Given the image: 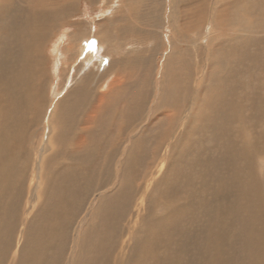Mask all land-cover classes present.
Listing matches in <instances>:
<instances>
[{
	"label": "bare ground",
	"instance_id": "6f19581e",
	"mask_svg": "<svg viewBox=\"0 0 264 264\" xmlns=\"http://www.w3.org/2000/svg\"><path fill=\"white\" fill-rule=\"evenodd\" d=\"M132 2L105 18L128 53L92 76L116 79L93 92L64 55L73 86L46 110L45 39L79 1L0 0V111L21 97L0 115V264H264V0Z\"/></svg>",
	"mask_w": 264,
	"mask_h": 264
},
{
	"label": "rangeland",
	"instance_id": "374dc122",
	"mask_svg": "<svg viewBox=\"0 0 264 264\" xmlns=\"http://www.w3.org/2000/svg\"><path fill=\"white\" fill-rule=\"evenodd\" d=\"M78 1H79V8L75 9L74 13L72 15L67 16L68 22L66 24L62 25V26H68L69 25L72 28V29L68 28L65 31H63V32H65L66 36L63 34L62 35L63 38L56 37V34L58 32H55V34H54V32L50 33L51 32V27H50V29L48 30V33H50V34L48 35V38L45 39L47 44H45L44 49L46 51L48 49H50L52 47V45L59 44L61 46V49L59 51V53H60L59 55H53V59H51V54L47 53V57H46L47 58V69H48V80L50 83L49 88H47L46 95L44 96V98H46V101H47L46 110L49 107L52 108L53 103L57 99H60L61 96H63L67 91H69V87L72 88V86H73L72 84H69V82H67V78H68L67 75L68 74H65V72L63 73V70L65 69V67H64L65 64L63 63V61H64L63 56L64 55H68L71 57V60L69 63L71 70H69V71H72V70L74 71V78H75L74 81L79 83V82H82L83 80H87L90 82V86L91 87L93 86V92H96V91L99 92V89H97V88H99L102 84H104V82H105L104 79L106 80V85H108V84L111 85L113 80H115L117 76L112 77L110 79H109V77H111V76H108V77L104 76L101 81L95 82V78L92 77L93 75H95L94 71H96L98 68L103 69L107 63V60L109 61L111 58H115L117 56L122 57L125 54H127L129 51V48L127 46L118 44L117 41L115 42V40L113 38H108L107 30L109 28L113 27V24H111L108 20H105V18L106 17H112V18L116 17L118 12H122L124 10L129 9V6L133 5L132 0H78ZM164 1H166V0H164ZM105 6H108V7L105 8ZM70 17H72V18L70 19ZM80 23H88V26L82 27V25ZM196 29H198V27ZM82 31H84L86 33L85 39L82 36H80V33ZM111 31L113 33H115V30H113L112 28H111ZM79 37L82 40H80ZM204 38H205V35L201 37V39H204ZM54 40H57V42L54 43ZM99 42H101V44H102L99 52L95 53L93 55V57H91V58L84 57L86 55L85 53H87L84 50H86L88 48V51H90L92 53L93 48L97 47ZM52 43H54V44H52ZM70 46H73V48L76 47V48H74V51L70 49ZM126 48H127V52L125 53ZM91 53H89L88 56H90ZM164 53H166V52L164 51ZM71 55H74V56H71ZM56 62H57V64H55ZM73 67H74V69H72ZM60 69H61V71H60ZM117 69L119 71L120 67L117 66L114 69V71H116ZM2 79H3V85L5 87H10V85H11L10 79L6 78L4 76ZM159 79L160 78H158L157 81H159ZM69 80H70V78L68 79V81ZM64 86L66 87L65 90H63L61 88ZM156 94H153L152 96L150 95L146 98V105L145 106H147V104H148L151 108H153L154 104L158 102ZM33 96H36V91L34 92ZM4 99L5 98L3 97V101H4ZM20 99H21L20 96H16V95L9 93V92L7 93L6 100L3 103H1L2 104V110L1 111L4 113V114L0 113L2 118L5 116L7 110L10 108L9 104H11L12 107H15L16 103L19 104ZM46 110L43 114V120L40 119V117L38 119H36L35 115L32 116V120H30L26 123L27 130L25 132H28V134H32L31 125L37 121L39 123H41L42 125L47 126L46 120L49 116V112ZM143 110L145 112V109L142 108L141 109L142 114L144 113ZM117 112H118V110H117ZM157 113L158 112L156 111L155 115ZM36 125H34V130L36 129L35 128ZM260 125H262L264 127V121ZM16 126L18 127V125H16ZM35 132L34 133L37 135V137H31L28 135L27 140L32 142V143L33 142L38 143V144L43 143L44 145H47V143H46V131L42 132L39 129H37V130H35ZM154 133L153 134L151 133L152 135H150V137H149L150 141L154 137L153 136ZM42 134H45V135L43 136V139L41 140L40 138L42 137ZM117 137H118V135H115V138H117ZM26 138H27V136H26ZM117 141H119V138ZM36 147L40 148V145H37ZM143 147L144 148L149 147L148 143L143 144ZM118 148H119V146H118ZM32 151L34 154L37 153V152H35V150H32ZM133 155L137 157L138 152L134 153ZM98 156H100V154ZM117 158H118V156H117ZM32 159L33 158L31 157V160ZM175 168L177 171L181 170L177 164H175ZM257 171H258V174L260 175V177L263 178L264 168L262 169L261 167H257ZM114 182H115V180H113L112 183L115 184ZM113 184H110L106 189H100V190H97L93 193L92 198L87 201L86 206H85L84 210L82 211V213L80 214V216L78 217L77 221L82 220L84 217H86L88 215L89 216H88L87 220H89L90 218L93 217L92 212L98 204V201H96V200L99 199V197L103 193L108 192L109 190H112L115 186ZM165 187H169V186L167 185ZM187 188L189 189L190 186H188ZM191 189L193 190L192 187H191ZM191 193H193V192H191ZM163 197H164V195H163ZM2 198H4L6 200V198L7 199L9 198V196L5 197V195L2 194ZM10 201H11V199L9 198L6 201V203H8V202L10 203ZM77 221L75 223H77Z\"/></svg>",
	"mask_w": 264,
	"mask_h": 264
}]
</instances>
